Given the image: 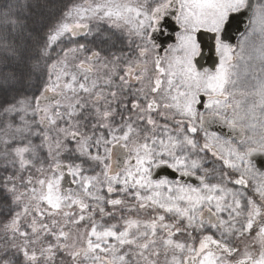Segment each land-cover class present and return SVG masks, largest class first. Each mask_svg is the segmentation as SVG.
Wrapping results in <instances>:
<instances>
[{
    "label": "snow or ice",
    "instance_id": "obj_1",
    "mask_svg": "<svg viewBox=\"0 0 264 264\" xmlns=\"http://www.w3.org/2000/svg\"><path fill=\"white\" fill-rule=\"evenodd\" d=\"M44 6L0 0V264H264V0Z\"/></svg>",
    "mask_w": 264,
    "mask_h": 264
},
{
    "label": "trees",
    "instance_id": "obj_2",
    "mask_svg": "<svg viewBox=\"0 0 264 264\" xmlns=\"http://www.w3.org/2000/svg\"><path fill=\"white\" fill-rule=\"evenodd\" d=\"M36 7L33 8V16L29 21L30 24L36 22L40 31L46 28L47 24L54 18V9H49L44 6V0H33Z\"/></svg>",
    "mask_w": 264,
    "mask_h": 264
},
{
    "label": "water",
    "instance_id": "obj_3",
    "mask_svg": "<svg viewBox=\"0 0 264 264\" xmlns=\"http://www.w3.org/2000/svg\"><path fill=\"white\" fill-rule=\"evenodd\" d=\"M248 15L242 14L237 22L233 26V30L230 31L229 36H230V42L233 44H236L239 37L241 36V33H244L245 30L247 29L249 23H248ZM208 52V54H207ZM214 56L212 55L211 52H209L207 49L205 50V63L210 66L214 62Z\"/></svg>",
    "mask_w": 264,
    "mask_h": 264
},
{
    "label": "flooded vegetation",
    "instance_id": "obj_4",
    "mask_svg": "<svg viewBox=\"0 0 264 264\" xmlns=\"http://www.w3.org/2000/svg\"><path fill=\"white\" fill-rule=\"evenodd\" d=\"M247 29H248V28H247ZM247 29H246V30H247ZM246 30H245V32H246ZM245 32H244V33H245ZM240 39H241V36H240L239 40H240ZM239 40H238V41H239ZM207 54H208V52H207Z\"/></svg>",
    "mask_w": 264,
    "mask_h": 264
},
{
    "label": "rangeland",
    "instance_id": "obj_5",
    "mask_svg": "<svg viewBox=\"0 0 264 264\" xmlns=\"http://www.w3.org/2000/svg\"><path fill=\"white\" fill-rule=\"evenodd\" d=\"M247 30H248V29H247ZM247 30H246V31H247Z\"/></svg>",
    "mask_w": 264,
    "mask_h": 264
}]
</instances>
